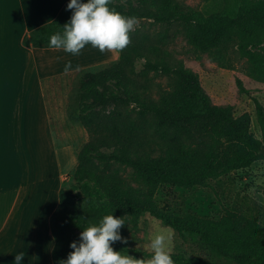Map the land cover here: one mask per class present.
Listing matches in <instances>:
<instances>
[{
  "label": "trees",
  "instance_id": "16d2710c",
  "mask_svg": "<svg viewBox=\"0 0 264 264\" xmlns=\"http://www.w3.org/2000/svg\"><path fill=\"white\" fill-rule=\"evenodd\" d=\"M68 3L54 20L27 33L23 45L50 48L51 35L71 19ZM109 8L160 30L135 29L116 62L81 77L77 117L89 138L71 175L77 189L69 196L64 185L60 188L49 220L54 264L66 260L82 230L105 215L125 217L119 231L128 243L112 244L114 251L150 258L152 252L129 247L145 214L194 239L203 251L198 256L169 252L174 264H264V221L258 212L228 210L216 220L178 215L156 200L161 186L205 187L264 161L263 104L251 97L257 138L250 115L213 103L199 75L167 48L174 30L194 55H206L225 69L243 60L246 75L264 84V0H236L211 15L181 0H111ZM237 85L240 93L252 96L240 79Z\"/></svg>",
  "mask_w": 264,
  "mask_h": 264
},
{
  "label": "crops",
  "instance_id": "0c3cea01",
  "mask_svg": "<svg viewBox=\"0 0 264 264\" xmlns=\"http://www.w3.org/2000/svg\"><path fill=\"white\" fill-rule=\"evenodd\" d=\"M68 1L0 0V264L21 252V264H54L49 220L86 142L77 117L81 77L119 58L90 44L78 56L23 45Z\"/></svg>",
  "mask_w": 264,
  "mask_h": 264
},
{
  "label": "rangeland",
  "instance_id": "374dc122",
  "mask_svg": "<svg viewBox=\"0 0 264 264\" xmlns=\"http://www.w3.org/2000/svg\"><path fill=\"white\" fill-rule=\"evenodd\" d=\"M181 1L200 10L205 15H211L223 10L227 5L233 6L236 0ZM135 29L154 33L160 30V27L150 24L148 21L139 20V25ZM167 48L199 75L202 87L211 97L213 103L232 105L235 115L248 113L251 117V131L257 138L261 137L251 97L257 98L264 106V84L254 82L246 75V64L243 60L236 61L232 69L221 68L215 62L210 61L206 55H194L185 39L181 35H176L174 30H170L168 33ZM102 68L101 66L92 67L93 71L91 72ZM237 79H240L247 89L252 90V96L239 92ZM155 80L161 83L165 82L164 77H157ZM88 138L89 136L86 134L85 141ZM64 187L69 196L77 189L72 178L65 180ZM262 187H264V161H257L246 169L235 171L216 180H210L205 187L195 186L184 189L168 185L161 186L157 191L156 200L160 208L178 215L194 214L217 220L228 210H253L258 212L260 219L264 221ZM161 232L170 233L172 237L167 244L169 252L182 253L187 256L203 255L202 249L194 239L180 236L173 229L163 226L159 220L148 214L141 217L139 229L135 231L129 247L152 252L149 246L150 241ZM129 256L133 257L131 254ZM213 264L226 263L213 260Z\"/></svg>",
  "mask_w": 264,
  "mask_h": 264
},
{
  "label": "clouds",
  "instance_id": "9594fccd",
  "mask_svg": "<svg viewBox=\"0 0 264 264\" xmlns=\"http://www.w3.org/2000/svg\"><path fill=\"white\" fill-rule=\"evenodd\" d=\"M111 0H70L67 10H72L71 19L61 28L62 32L51 35L49 47L78 56L86 45L104 52H122L131 43L130 32L139 25L138 18L125 16L109 8ZM73 68L71 62L64 66L65 73ZM78 70V66H77ZM125 217L105 215L98 223L90 224L80 233L78 242L70 244L66 260L58 264H174L167 244L171 235L158 233L150 241V258L135 259L126 252H117L111 247L128 241L120 235ZM126 253V254H122ZM14 264H21L24 253L14 256Z\"/></svg>",
  "mask_w": 264,
  "mask_h": 264
},
{
  "label": "bare ground",
  "instance_id": "6f19581e",
  "mask_svg": "<svg viewBox=\"0 0 264 264\" xmlns=\"http://www.w3.org/2000/svg\"><path fill=\"white\" fill-rule=\"evenodd\" d=\"M53 55H54V54H53ZM61 55H63V54H61ZM65 55H66V54H65ZM65 55H64V56H65ZM68 55H69V54H68ZM48 56H49V55H48ZM50 56H51V55H50ZM64 56H62L63 59H64ZM68 57H69V56H68ZM51 58H52V56H51ZM53 58H54V57H53ZM53 58H52V59H53ZM55 58H56V57H55ZM60 58H61V57H59V59H60ZM66 58H67V57H66ZM76 58H77V57H76ZM78 58H79V57H78ZM49 59H50V57H49ZM56 59H58V58H56ZM61 60H62V59H61ZM53 61H54V60H53ZM55 61H56V60H55ZM59 61H60V60H59ZM57 62H58V60H57ZM59 63H60V62H59ZM57 65H58V64H57ZM58 68H59V67H58ZM63 68H64V67H63Z\"/></svg>",
  "mask_w": 264,
  "mask_h": 264
}]
</instances>
